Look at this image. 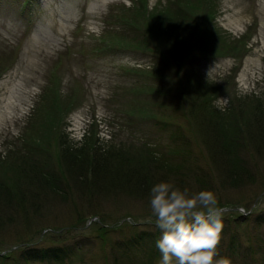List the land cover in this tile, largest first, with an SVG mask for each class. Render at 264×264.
<instances>
[{"label": "rangeland", "instance_id": "rangeland-1", "mask_svg": "<svg viewBox=\"0 0 264 264\" xmlns=\"http://www.w3.org/2000/svg\"><path fill=\"white\" fill-rule=\"evenodd\" d=\"M131 3L0 0V264H160L150 190L162 181L214 194L223 225L214 264H264V152L246 131L259 128L255 99L264 104V0ZM198 85L214 110L241 111L249 170L236 185L190 115ZM87 141L98 154L117 147L107 152L121 179L83 181L59 167L62 149ZM38 161L67 193L28 184L19 165Z\"/></svg>", "mask_w": 264, "mask_h": 264}, {"label": "trees", "instance_id": "trees-1", "mask_svg": "<svg viewBox=\"0 0 264 264\" xmlns=\"http://www.w3.org/2000/svg\"><path fill=\"white\" fill-rule=\"evenodd\" d=\"M136 31V30H135ZM137 32V31H136ZM136 37V36H135ZM140 37L141 42L147 45V38H144L143 34L138 33V38ZM171 51V50H170ZM197 58V56H195ZM207 85H198V87H195V91L190 94L191 97L195 96L194 101L190 102V105L192 107L197 106V109L189 107L190 115H193L192 110H196V118H200L198 121L200 123V132H202V139L204 141L205 146L211 151L213 154L212 162L216 168V163L214 161L215 156L221 155L225 161H221L220 164L223 165V168H226L230 170L229 173V181L233 185H236V183L241 182L244 178H247L248 175V167L245 164V160L243 158V155L241 153V150H239L242 145L243 141V136L241 135L240 131H238L239 126H240V120L238 117H240V112L232 114L231 118L229 119L230 114L233 112H229L226 114L225 112H220V110H214L210 103V100L206 99V95L208 93L206 92V87ZM211 93V92H210ZM201 94V96H199ZM249 101V100H248ZM255 102H257V105L255 106V112L257 116V122L260 121L259 128L255 124H249L247 125L248 128L254 127L255 130L253 131H248L247 138L248 141L253 140L255 143H257L259 146L256 147L258 151L264 152V104L261 103L262 101L259 99H255ZM199 110V111H197ZM202 115V118H201ZM227 117H226V116ZM193 117V116H191ZM225 117V119H224ZM249 123V122H248ZM258 125V124H257ZM91 147V148H90ZM140 147H144L149 149L148 145L143 144ZM94 144H90L88 141L85 142L80 148H78L76 151L69 152L68 148H64L60 151V161H63L59 163V167L63 166V162L67 166V170H75L78 175H76V178L78 180L85 181L88 175H90L97 183L103 181L105 179V176H111L115 177L117 176L119 179L121 177L119 174L115 173V170L111 168L112 164V156L109 153H113V150H117V147L115 146H110L107 151H103L101 153H96L95 151H99L95 149ZM100 149V148H98ZM136 150L140 151V148L136 147ZM94 151V152H92ZM135 151V150H132ZM89 152V154H88ZM123 152V151H121ZM150 155V156H149ZM148 160L153 163H160L158 159L155 157V153L153 151H148ZM80 158V160H77L76 158ZM133 158L134 155L130 154V156ZM143 157L138 156L135 157V159L141 160ZM41 163V165H32L28 164L31 166H26V163L23 162L19 167L18 170L22 171L25 175H28L27 179L29 182V185L35 186L39 189L45 188L42 185L51 187L50 185L56 186L57 190L59 193L58 195L65 194L67 193L66 189L61 188L60 186L62 185L61 182H63V176L60 173H57L56 170L49 165V162H42L38 161ZM89 162V163H88ZM23 165H25L23 167ZM165 171H168L169 173H175L178 174L179 168L174 167L173 165H163L161 166ZM69 171V173H71ZM81 170V171H80ZM18 172V171H17ZM133 173V171L131 172ZM138 174V173H137ZM75 175V174H74ZM132 175V174H131ZM151 177V175H146L145 178L142 176V181L143 182H153L152 180H148ZM166 178V176H164ZM251 177V176H249ZM167 179V178H166ZM137 180V179H136ZM169 180V179H168ZM138 181V180H137ZM141 181V182H142ZM235 183V184H234ZM3 191L0 192V194ZM62 196V195H61ZM229 218L228 220L236 224L237 226H241L242 221H241V216L235 217V215H231L230 217H225ZM244 219V218H243ZM102 232L99 234L100 237L102 238L103 235L106 236L107 232L110 230L108 228H104L101 230ZM232 235V234H231ZM231 244V243H230ZM233 244V243H232ZM235 244V243H234ZM237 246V243H236ZM235 247V245H234ZM237 249V247H236ZM55 250V249H54ZM58 250V249H56ZM51 252V251H49ZM59 252H51L52 255H56Z\"/></svg>", "mask_w": 264, "mask_h": 264}, {"label": "clouds", "instance_id": "clouds-1", "mask_svg": "<svg viewBox=\"0 0 264 264\" xmlns=\"http://www.w3.org/2000/svg\"><path fill=\"white\" fill-rule=\"evenodd\" d=\"M128 7L131 0H124ZM157 0H148V7L154 8ZM226 100L218 97L215 104L223 108ZM150 205L161 230L156 246L161 253L160 264H214L220 241L222 223L217 201L210 191L190 195L170 182H159L150 190ZM216 264H227L218 261Z\"/></svg>", "mask_w": 264, "mask_h": 264}, {"label": "bare ground", "instance_id": "bare-ground-1", "mask_svg": "<svg viewBox=\"0 0 264 264\" xmlns=\"http://www.w3.org/2000/svg\"><path fill=\"white\" fill-rule=\"evenodd\" d=\"M7 108H8V107H7ZM7 108H6V109H7ZM7 116H8V115H7ZM1 118H2V114H1V112H0V120H1Z\"/></svg>", "mask_w": 264, "mask_h": 264}]
</instances>
